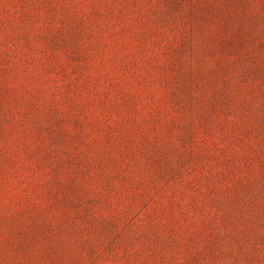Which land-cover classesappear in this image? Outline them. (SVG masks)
Returning a JSON list of instances; mask_svg holds the SVG:
<instances>
[{"label":"rangeland","instance_id":"obj_1","mask_svg":"<svg viewBox=\"0 0 264 264\" xmlns=\"http://www.w3.org/2000/svg\"><path fill=\"white\" fill-rule=\"evenodd\" d=\"M0 264H264V0H0Z\"/></svg>","mask_w":264,"mask_h":264}]
</instances>
